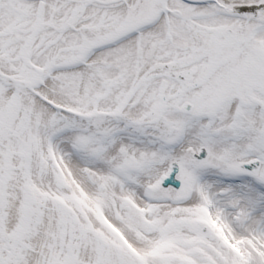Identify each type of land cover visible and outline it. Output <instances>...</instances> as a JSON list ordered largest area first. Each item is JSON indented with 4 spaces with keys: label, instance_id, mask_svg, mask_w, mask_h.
<instances>
[{
    "label": "snow or ice",
    "instance_id": "1",
    "mask_svg": "<svg viewBox=\"0 0 264 264\" xmlns=\"http://www.w3.org/2000/svg\"><path fill=\"white\" fill-rule=\"evenodd\" d=\"M0 264H264V0H0Z\"/></svg>",
    "mask_w": 264,
    "mask_h": 264
}]
</instances>
